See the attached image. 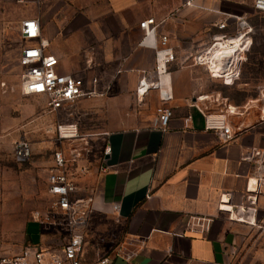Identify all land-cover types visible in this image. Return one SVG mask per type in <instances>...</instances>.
Returning a JSON list of instances; mask_svg holds the SVG:
<instances>
[{"label": "crops", "instance_id": "1", "mask_svg": "<svg viewBox=\"0 0 264 264\" xmlns=\"http://www.w3.org/2000/svg\"><path fill=\"white\" fill-rule=\"evenodd\" d=\"M60 2L58 12L44 21L36 16L43 38L60 59L59 72L99 92L91 111L81 109L92 113L93 131L76 121L81 138L74 139L75 147H89L90 153L71 167L76 196L93 198L83 262L109 256L113 264H264L257 230L218 208L225 191L233 192L232 203H243L250 178L258 173L255 163L241 156L251 147L264 149V106L244 86L237 85L232 97L226 94L222 79L193 58L219 35L235 37L249 27L254 49L255 27L264 24L254 0ZM149 17L157 22L153 43L140 26ZM162 35L175 59L160 81L150 78L158 84L139 93L143 71H154ZM251 60L246 71L256 68ZM221 98L233 113L232 141L206 127L201 108L216 111L212 106ZM162 106L173 112L165 129L155 125ZM19 163L0 147V256L20 253L26 243L59 246L57 235L37 219L26 223L21 240L18 205L8 207L12 212L5 222V180L14 171L18 179ZM257 204L262 221L264 194Z\"/></svg>", "mask_w": 264, "mask_h": 264}, {"label": "built area", "instance_id": "2", "mask_svg": "<svg viewBox=\"0 0 264 264\" xmlns=\"http://www.w3.org/2000/svg\"><path fill=\"white\" fill-rule=\"evenodd\" d=\"M17 1L25 3L28 0ZM254 8L256 11L264 13V0H254ZM140 26L145 31L146 37L153 43L157 27L155 18L145 19L140 23ZM219 27L225 28L226 21L221 22ZM19 31L23 41L19 56L20 87L24 95L45 96L47 108L54 112L74 104L81 98H93L99 94L95 88L84 86L75 75L59 72L60 59L49 51V41L43 38L41 21L38 17L24 18L20 23ZM251 31L252 28L249 27L244 32L240 31L235 37L228 36L226 33L219 35L208 48L195 53L193 56L195 62L206 65L214 77L222 78L226 84L231 83L241 75L240 63L243 53L251 46L252 39L249 36ZM160 43L161 47L156 52L154 71L151 73L143 71L139 82V93L146 92L152 83L158 84V82L155 83V79L151 81L150 78L154 77L160 81L162 75L167 71L168 64L175 59L174 52L168 47V36L162 35ZM238 46L240 47V50L237 51L239 60L235 67L237 74L231 80L226 75L217 74L213 70V62L217 61L219 57L220 69L233 67L236 59L230 60L234 53H229V50L232 51ZM162 97L167 100L170 95L163 92ZM202 99L204 96L199 97L198 100ZM201 108L205 113L207 128L218 130L226 141L235 139L228 118L230 114H233L230 107L219 113L206 107ZM157 113L155 125L165 129L173 115L172 109L162 106L158 108ZM59 137L65 141L80 137L77 123L60 124ZM107 152H109V148L105 149V153ZM89 153V147H83V149L74 147L70 155H67L63 149H57L53 154L54 164L48 172V189L55 199V212L49 215L48 221L52 226L64 227V242L59 241L57 247L28 244L18 254L0 256V264H85L81 255L93 209V198L76 196L78 186L71 167L79 158ZM13 155L18 162L28 161L32 156L31 143L25 138L17 139L13 145ZM241 158L255 163L258 173L250 178L247 187L248 193L243 203H232L233 192L225 191L220 197L218 208L221 211H227L231 220L245 223L256 229L264 249V220L261 221L257 217L258 198L264 194V149L251 147L242 154ZM113 209L119 211V204H113ZM131 254H125V258L130 259ZM89 264H113V261L109 256H105Z\"/></svg>", "mask_w": 264, "mask_h": 264}, {"label": "rangeland", "instance_id": "3", "mask_svg": "<svg viewBox=\"0 0 264 264\" xmlns=\"http://www.w3.org/2000/svg\"><path fill=\"white\" fill-rule=\"evenodd\" d=\"M60 4V0H28L25 3H19L17 0H0V147L5 153L11 152L13 155V145L17 139L25 138L32 145L31 158L19 163L18 179L14 171L13 178L9 173L5 180L4 201L7 206L4 209V219L6 222L12 212L8 209L11 204L14 207L19 206L21 240L25 234L26 223L37 219L42 222L43 228L51 229L59 241L64 242V227L52 226L48 221L49 215L55 212V199L48 189V172L54 164V152L63 149L70 155L76 142L74 139L69 141L60 139L59 125L78 120L80 128L83 126L84 131H93L92 113L81 112V109L86 112L92 110V98H87L82 104L74 103L52 112L47 108L45 96L24 95L21 91L18 53L23 41L19 31L20 23L28 16H39L44 21L49 12H53V15L58 12ZM255 28V48H249L243 53L240 77L229 84L222 78L219 79H222L221 88L226 94L232 97L236 95L237 85L244 86L250 95L257 96L260 106H264V24H258ZM249 59L256 68L246 71ZM235 74L237 72L227 77L231 80ZM246 80L248 83H244ZM212 108L217 113L225 111L226 100L221 98Z\"/></svg>", "mask_w": 264, "mask_h": 264}, {"label": "bare ground", "instance_id": "4", "mask_svg": "<svg viewBox=\"0 0 264 264\" xmlns=\"http://www.w3.org/2000/svg\"><path fill=\"white\" fill-rule=\"evenodd\" d=\"M239 50H240L239 46L235 47L232 51L229 50V53H231V52L234 53V55H232L233 57L230 58V60L232 59V61H234V59H236V62L234 61V63H233V67H230L228 69H220V67H219L220 59L218 57L217 61L213 62V64H214L213 70L215 72H217V74L226 75V76L236 73L237 70L235 69V67H236V64L239 60V55H238L237 51H239ZM226 55H228V54H226Z\"/></svg>", "mask_w": 264, "mask_h": 264}, {"label": "trees", "instance_id": "5", "mask_svg": "<svg viewBox=\"0 0 264 264\" xmlns=\"http://www.w3.org/2000/svg\"><path fill=\"white\" fill-rule=\"evenodd\" d=\"M262 13V12H261Z\"/></svg>", "mask_w": 264, "mask_h": 264}]
</instances>
